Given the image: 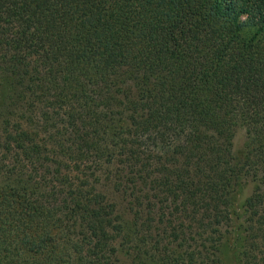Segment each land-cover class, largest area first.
<instances>
[{
	"label": "trees",
	"instance_id": "obj_1",
	"mask_svg": "<svg viewBox=\"0 0 264 264\" xmlns=\"http://www.w3.org/2000/svg\"><path fill=\"white\" fill-rule=\"evenodd\" d=\"M227 251L264 264V0H0V264Z\"/></svg>",
	"mask_w": 264,
	"mask_h": 264
},
{
	"label": "clouds",
	"instance_id": "obj_2",
	"mask_svg": "<svg viewBox=\"0 0 264 264\" xmlns=\"http://www.w3.org/2000/svg\"><path fill=\"white\" fill-rule=\"evenodd\" d=\"M246 18L242 16V19ZM247 138V130L243 127L238 128L233 135V151H239Z\"/></svg>",
	"mask_w": 264,
	"mask_h": 264
},
{
	"label": "rangeland",
	"instance_id": "obj_3",
	"mask_svg": "<svg viewBox=\"0 0 264 264\" xmlns=\"http://www.w3.org/2000/svg\"><path fill=\"white\" fill-rule=\"evenodd\" d=\"M242 149V147L239 149V151ZM238 151V152H239ZM225 259L227 261V264H235L234 261L232 260V257H231V253L230 252H226L225 253Z\"/></svg>",
	"mask_w": 264,
	"mask_h": 264
}]
</instances>
